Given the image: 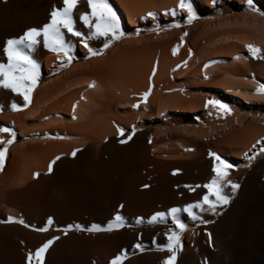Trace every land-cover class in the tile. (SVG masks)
<instances>
[{
  "label": "bare ground",
  "instance_id": "bare-ground-1",
  "mask_svg": "<svg viewBox=\"0 0 264 264\" xmlns=\"http://www.w3.org/2000/svg\"><path fill=\"white\" fill-rule=\"evenodd\" d=\"M178 1L107 0L119 18L122 38L102 54L90 56L78 38L65 32L66 42L72 45L70 62L63 53L44 48L42 37L38 38L40 43L30 54L41 66L40 76L29 106L13 111L11 103L22 105L23 97L0 87V128L15 133L14 142L8 145L12 137L0 132V148L7 145L5 166L0 170V221L11 216L28 225L0 222V264H27V253L49 239L53 243L45 252L44 264H109L122 251L127 253L122 264H161L167 253L157 248L168 243L167 229L175 230V226L170 218L152 225H148V219L171 207L183 209L206 194L202 187L189 191L186 185H203L214 177L212 165L218 162L209 152L238 159L240 149L248 150L262 136L261 128L249 126L236 139L237 144L221 145L202 141V130L189 128L160 137L161 130H155L157 135L152 125L144 122L156 110L154 101L159 104L161 98L140 101L137 94L148 84L156 62L167 61L158 67H164L158 71L162 75L172 59L170 46L175 42L170 30L179 20L168 13L179 6ZM198 1L206 7L215 4L214 0ZM53 6L60 7L61 0H0V63L7 62L2 54L6 40L18 39L27 29L50 22ZM84 11L90 10L81 2L74 27L88 33L78 18ZM146 39L156 43L151 45ZM250 39L244 34L209 40L192 38L197 57L204 61L203 73L199 74V64L191 73L184 72L180 82L189 80L191 87H207L221 74L230 77L257 71L258 62L245 45L258 47L264 56V42ZM102 40L90 41L89 47L98 51L103 47ZM198 79L205 83L194 85ZM90 83L93 88L88 87ZM235 86L244 89L238 83ZM239 97L253 103L245 94ZM167 99L164 107L168 108V102L174 111L196 114L203 109L202 102L185 103L180 96ZM254 100L264 107V96ZM134 104L138 106L134 108ZM138 111L145 117L138 119ZM137 120L141 123L138 126ZM194 120L199 119L195 116ZM243 122L241 118L234 125ZM118 128L124 130L123 136ZM221 128L226 131L230 125L225 123ZM217 132L215 129L212 134ZM128 135H132L131 140L119 143ZM74 149H79L75 157L71 155ZM57 156L60 159L55 160L49 173L48 165ZM229 181L239 185L235 193ZM221 184L223 193L231 199L227 205L218 206L215 214L206 205L203 210H194L197 220L183 211L178 214L186 229L181 233L182 250L177 253L176 264H264V152L254 151L252 159L248 156L242 164L233 165ZM117 213L128 227L99 233L75 229V225L106 227ZM138 217L143 220L140 225L135 223ZM49 218L51 225L47 223ZM69 225L73 227L65 234L63 230ZM42 227L47 231H39ZM137 243L143 251L135 248Z\"/></svg>",
  "mask_w": 264,
  "mask_h": 264
},
{
  "label": "rangeland",
  "instance_id": "rangeland-1",
  "mask_svg": "<svg viewBox=\"0 0 264 264\" xmlns=\"http://www.w3.org/2000/svg\"><path fill=\"white\" fill-rule=\"evenodd\" d=\"M187 2L192 4L197 19H194L191 23H188L187 11L181 9L179 6H177L173 11L171 12L169 11L168 13L169 17H174L176 20H179V23H176L174 26H172L170 30L173 33V38L175 42L170 46V56H172V59H170L168 63L172 65L169 66L170 64L168 63L166 64L168 65L167 67L164 65L166 71L163 70L165 71V74L162 73L161 75V72L158 71H160L162 67L160 68L158 67L161 66L160 65L161 63L164 64L167 61H164L163 59L160 60V62L157 61L155 65L156 67L155 72L149 73L148 81H147L149 85L146 84L148 86L146 85L143 86L144 90L141 89L137 94L139 99L142 98L144 99L143 93L145 91H148L149 87H151V92L149 94L150 96H148L146 100L152 101L153 97L155 96L157 98H161L159 100L161 101L160 102L161 104L160 103L158 104V102L154 101V104L157 103V105L155 104L156 110L151 114L150 120L145 119L144 122H148L149 124L152 125V127L154 128L153 132L155 130H157V133H160L162 131L161 134L159 135L155 131V133L160 137H164L171 133H182L184 128H189L192 129L193 131L202 130V133L200 135V139L202 141L205 142L210 141L216 143L221 142V145H228L230 142L232 144H237L236 139H239V137L243 136V134L247 131L249 126H251L254 129L261 128L262 136L259 137L255 142H253L248 150L244 151L240 149L239 150L240 158L238 159L233 158L229 154L219 155L224 161H226L228 164L232 166L240 165L242 164V160L244 158L248 156L252 157L254 151L259 152L260 149L264 147V107L254 103L255 97L264 96V94H257L256 92V89L261 84H264V80H261L259 78L261 74H262L261 76H264V58H262L264 57L263 54L260 53L258 54V58H254L255 61L258 62L257 71L254 70L253 72H245L243 74L233 75L230 77L225 74H221L220 76L217 77L216 80L212 82L214 83L213 85L215 86L211 84V86H207V87L206 86L191 87L189 86L191 81L187 80L180 82L179 77L181 76L184 77L185 76L184 72L185 74L187 72L189 74L191 73L190 72L191 70L193 71L200 65L201 68L199 74L203 73L202 62L204 61L202 58L197 57V52L194 49V47H192V43H191L192 38L209 40L212 38L219 39L222 38V36H226V35L234 37V36H241L244 34L246 36H250L252 41L255 43L258 40L264 42V15H261V13L264 12V0H253L254 7L258 11L250 10L246 3V0H214L215 4L212 7H206L198 0H187ZM178 3L180 4V0L178 1ZM179 9H181L183 12L179 11ZM173 12H179V16H177L176 13L173 16ZM176 25H179V27H177ZM185 33H187V35H185ZM249 33L251 35H249ZM147 34H154V32L153 33L149 32ZM181 39L183 40L182 43H181ZM155 41L156 40L154 39L145 40L146 43H149L151 45L155 44L156 43ZM173 48H176L175 55L173 54ZM162 69H164V67ZM168 71L171 74H169ZM150 75L152 76L150 77ZM169 82L173 83L171 89L169 87L171 83ZM198 82L199 83L201 82L203 84L205 83V81H203L202 79L193 81V83H195L194 85H199ZM187 83L189 84L187 85ZM215 83L220 85L218 86ZM235 83H238L240 87H244V89L237 87L238 88L237 91V88H234L236 87ZM253 84L257 86H254ZM233 88L236 90H234ZM240 94H245L246 96L251 98L252 100L250 102L253 103L247 104L242 98L239 97ZM178 96H180V98H182V100L185 101V103L192 101H197L200 103L202 102L203 103L202 111H199L196 114H192L190 112H181L178 110L174 111L175 108L173 107V104H170L168 102H167L168 108L164 107L163 105L164 100H166L167 98L170 99V97L175 98ZM143 99L140 101H143ZM210 100H219L221 103L226 104L229 108V112L225 113L222 110H220L218 107L213 106L212 104H208L207 106H205L206 102ZM158 107L160 108L158 109ZM252 107H255L256 110H253ZM252 110L255 112L251 113ZM143 114H144L143 112H139V111L135 113L138 119L141 116L145 117V114L144 116ZM195 116L199 120H194ZM241 118H244L243 124L234 125V123L239 121ZM225 123H228L230 125V129L226 131H222L221 126H223ZM135 124L138 126L141 123L139 120H137ZM134 126L135 125L132 124L131 128L133 129ZM215 129L218 131L217 134L215 133L212 134Z\"/></svg>",
  "mask_w": 264,
  "mask_h": 264
},
{
  "label": "snow or ice",
  "instance_id": "snow-or-ice-1",
  "mask_svg": "<svg viewBox=\"0 0 264 264\" xmlns=\"http://www.w3.org/2000/svg\"><path fill=\"white\" fill-rule=\"evenodd\" d=\"M81 2H84L86 4V8L90 10L79 12L78 16L79 20L82 22V26L89 29L88 33H82L81 31L76 30L74 27V16L78 11V5ZM246 3L250 10L258 11L254 7L253 0H246ZM179 7L187 11L188 23H191L194 19H197L192 4L187 2V0H180ZM149 15H151V13ZM173 15H175V12H173ZM261 15H264V12H262ZM49 17L50 22L45 23L41 28H29L18 39H7L3 44L2 54L4 57H6L7 62L0 63V87L8 89L12 93L19 94L21 97H23L22 105H18L15 102L11 103V109L13 111H20L22 108H27L30 103L31 94L37 87L41 66L30 53L34 47L40 43L38 38L42 37L44 48L58 54L63 53L70 62L72 59L70 55L72 51V45L66 42L65 32L70 34L71 37L78 38L83 46L87 49L88 55L90 56L102 54L104 49L108 48L111 43L124 36V33L120 29L119 18L109 6L107 0H61L60 7L53 6L51 8ZM176 26L179 27V25ZM185 35H187V33H185ZM100 38H103L101 41L103 43V47L98 51H94L91 47H89V42L92 40H98ZM182 42L183 40L181 39V43ZM245 48L252 58H258V54L260 53V49L258 47L252 44H246ZM173 54H176V48H173ZM207 66L208 65H205V67ZM154 72L155 69H153V73ZM88 87L93 88L94 84L90 83ZM150 92L151 87H149L148 91L143 93L145 100L149 96ZM256 92L257 94H264V84H261L256 89ZM208 104L218 107L225 113L229 112L228 106L221 103L219 100L207 101L205 106ZM137 106L138 105L135 104L133 105L134 108ZM73 109H75V105H73ZM117 131L121 136L124 135L123 129L118 128ZM0 132H7L12 137L7 141L8 145L14 142L15 133H13L11 129L0 128ZM134 132L135 129L133 128V134ZM57 138L63 139V137ZM131 139L132 135H128L126 140L121 139L119 143L124 144ZM0 143H2V141H0ZM78 151L79 149H74L71 155L75 157ZM261 151L264 152V149H261ZM6 153L7 145H5L3 148H0V170H2L5 166ZM208 154L218 162L212 165L211 170L213 173H215L214 177L208 183L203 185H186L189 191H194L195 187H202L203 189L207 190L206 194H204L197 202L187 204L183 207V209L171 207L166 212L158 211L154 213L147 221L148 225L160 224L164 223L168 218H170L172 225L175 226V230L173 228L167 229L166 234L168 243L163 247L157 248V251H166L167 253L165 258L161 261V264H176L177 253L182 250L181 233L186 229V225L181 221L178 215L181 211L187 213V215L191 217L192 220H197L199 217L194 211L195 209L203 210V206L206 205L207 209L215 214L218 206L227 205L231 199L230 196L223 193V185L221 184V181L227 176L228 170L232 167V165L228 164L216 153L209 152ZM59 159L60 157L57 156L52 162L49 163V173H51L53 170V164L55 163V160ZM249 159H252V157H249ZM37 175L39 174L34 173V176ZM173 175H175V173H173ZM228 183L232 192L235 193L239 185L231 181ZM144 187L146 188L148 185H144ZM119 207L122 208L123 205H120ZM0 222H15L24 224L23 220L14 221L11 216H9L6 221ZM47 223L48 225H51L53 223L52 219L49 218ZM135 223L140 225L143 223V220L138 217L136 218ZM201 223H205V221L201 220ZM24 226L28 227L27 224H24ZM128 226L129 225L126 223L125 218L117 213L114 218L108 222L106 227L93 224L91 227L82 228L80 225H75V229L77 231L99 233L112 232L114 230L123 229ZM72 227V225H69L68 228L63 230L64 233L66 234L68 229H71ZM39 231H47V228L42 227L39 229ZM58 238L59 237H55L54 239ZM52 243L53 239H49L41 246L37 247L34 252L29 251L26 255L27 264H44L45 252ZM135 248L140 251L144 250L142 245L139 243L135 245ZM126 258L127 253L122 251L118 255H115L110 260L109 264H122L123 260Z\"/></svg>",
  "mask_w": 264,
  "mask_h": 264
}]
</instances>
